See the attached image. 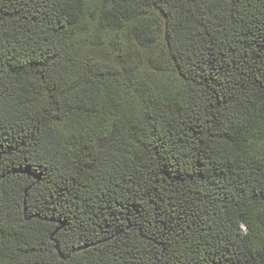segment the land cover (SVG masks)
Instances as JSON below:
<instances>
[{
    "label": "trees",
    "instance_id": "16d2710c",
    "mask_svg": "<svg viewBox=\"0 0 264 264\" xmlns=\"http://www.w3.org/2000/svg\"><path fill=\"white\" fill-rule=\"evenodd\" d=\"M0 264H264V0H0Z\"/></svg>",
    "mask_w": 264,
    "mask_h": 264
},
{
    "label": "rangeland",
    "instance_id": "374dc122",
    "mask_svg": "<svg viewBox=\"0 0 264 264\" xmlns=\"http://www.w3.org/2000/svg\"><path fill=\"white\" fill-rule=\"evenodd\" d=\"M136 49L134 48V51ZM148 60V62L150 61L152 63V65H155V61L157 60L158 62H160L163 66V64H165L163 58H159V57H156L154 53H151L149 57L146 58ZM156 61V63H157Z\"/></svg>",
    "mask_w": 264,
    "mask_h": 264
}]
</instances>
